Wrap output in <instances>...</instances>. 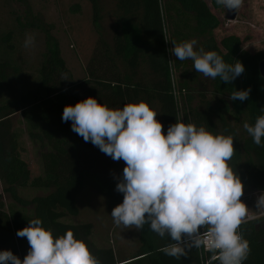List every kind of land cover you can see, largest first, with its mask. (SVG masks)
<instances>
[{"label":"trees","instance_id":"obj_1","mask_svg":"<svg viewBox=\"0 0 264 264\" xmlns=\"http://www.w3.org/2000/svg\"><path fill=\"white\" fill-rule=\"evenodd\" d=\"M87 1L92 22L98 26L101 18L99 0ZM115 4L120 19L113 26L111 44L98 33L96 46L84 67L83 79L71 80L57 45L52 44L38 69L37 82L30 88H22L24 90L12 98L0 100V183L3 186L0 201L2 193L6 192L20 208L31 211L28 214L13 208L0 210V251L10 250L23 260L30 246L26 238L18 237L16 232L26 227L28 220L40 218L42 226L51 229L53 237L71 230L74 238L86 243L99 264H208L210 253L202 256L200 249L196 248L188 250L187 255L179 259L163 254L159 249L168 244L169 239L150 231L147 224L140 229L143 247L131 257L119 260L111 247L94 244L90 222L62 220L66 216L78 215L77 197L88 182V173L94 168L99 170L98 186H94V190L102 198L105 208L111 211L121 203L123 194L115 190V185L125 166L122 160L113 161L90 141L85 142L73 132L70 121L62 122V111L64 106L74 105L89 96L113 109L144 101L148 105H158L164 132L178 119L197 127L203 126L214 135L233 137L225 117L236 121L245 116L247 123L252 125L259 115L264 114L260 111L264 108V78L258 70V63L264 59V48L249 53L241 48L236 35L216 40L213 31L220 25V20L211 8L222 10L223 6L217 5L215 0H115ZM164 16L171 25L169 37ZM192 39L196 40L194 49L216 51L228 64H235L238 60L243 64L244 72L230 84H225L219 77L212 79L196 72L190 59L179 61L170 54L172 41L181 43ZM143 57L152 76L149 85L140 79L133 80L138 75ZM172 57L178 69L180 67L183 71L182 81L177 83L178 92L170 78ZM118 62L124 64L127 75L120 71ZM0 66L5 64L0 63ZM203 79L210 84V93L216 99H207L200 92ZM233 88L250 89L248 98L243 102L230 101L228 96ZM190 92L197 93L199 104L179 109L176 93ZM16 114L24 119L31 140H38L42 147L51 148L48 159L64 166L72 162L76 167L64 175L47 171L44 179L50 190L29 200L18 197L15 188L35 184V181L19 149L7 148L1 132L4 124ZM7 134L8 138H13L12 134ZM242 149L241 155L234 149L227 163L241 179L243 194L240 199L243 202L247 194L264 190V146L255 145L247 134ZM238 231L250 248L243 264H264L263 221L260 218L243 220Z\"/></svg>","mask_w":264,"mask_h":264},{"label":"clouds","instance_id":"obj_2","mask_svg":"<svg viewBox=\"0 0 264 264\" xmlns=\"http://www.w3.org/2000/svg\"><path fill=\"white\" fill-rule=\"evenodd\" d=\"M228 11L237 10L242 0H215ZM26 36L24 46L32 44ZM170 54L179 61L190 59L203 76L230 84L244 72L243 64L226 63L216 51L194 49L196 40L171 42ZM67 80V79H62ZM234 90L230 101H245L250 89ZM264 113V108L260 109ZM157 113L140 101L122 108H109L87 97L63 108L62 122L70 121L71 130L85 142L124 162L115 190L122 202L112 208L113 223L125 228L149 230L169 243L159 249L179 259L192 248L210 253L208 264H243L249 243L237 231L248 207L241 201L243 184L228 165L234 152L233 137L212 134L203 126L176 119L166 132L155 117ZM243 129L257 146H264V114ZM255 206L264 209V191ZM26 238L29 250L21 260L10 250L0 251V264H99L82 240L67 230L53 237L40 218L28 220L17 230Z\"/></svg>","mask_w":264,"mask_h":264},{"label":"rangeland","instance_id":"obj_3","mask_svg":"<svg viewBox=\"0 0 264 264\" xmlns=\"http://www.w3.org/2000/svg\"><path fill=\"white\" fill-rule=\"evenodd\" d=\"M99 3L101 18L98 26H95L87 0H0V63L5 64L3 67L0 66L2 78L0 100L12 98L22 88H30L37 82L38 69L52 44L57 45L71 80L83 79L84 67L96 46L98 33L111 44L113 26L120 19L115 0H99ZM211 11L220 20V25L213 31L216 40L219 41L226 35H236L241 41V48L249 53L264 48V0H242L232 20L224 18V8L222 10L211 8ZM164 18L169 37L170 21L167 17ZM8 35H10L9 40L6 41ZM29 35L33 38L32 44L25 47L24 41ZM118 66L124 75L128 74L122 62H118ZM182 77L183 71L180 67L178 69L172 57L170 78L176 92H178L177 83L182 81ZM136 79L147 85L152 80L144 57L140 60L138 75L133 80ZM210 91V84L203 79L200 92L207 99H216ZM176 100L179 109L199 104V96L195 92L184 95L176 93ZM149 107L157 113L155 118L162 124L158 105L151 103ZM225 119L233 133L234 149L241 155L243 140L247 139V133L242 125L247 122V118L244 116L236 121L228 120L226 117ZM1 132L7 148L19 149L35 181V184L27 183L15 188L16 194L22 199L29 200L37 195H44L50 190L44 179L47 171L64 175L69 172L68 170L76 169L72 166V162L71 165L64 166L48 159L51 148L42 147L38 140L29 138L25 121L19 114L12 116L4 124ZM8 132L13 138H8ZM162 132H164L163 125ZM98 172L99 170L94 168L87 175L88 182L76 201L78 215L66 216L62 220L70 223L90 222L93 225L91 239L94 244L111 247L119 260L127 259L143 247L140 230L113 223L111 211L105 208L102 198L94 190V186H98ZM2 187L0 183V192ZM255 192L247 194L243 201L248 207L243 220L250 219L258 212L255 206L257 198ZM10 208L18 212L31 213L30 210L20 208L10 194L3 192L0 210L7 211Z\"/></svg>","mask_w":264,"mask_h":264},{"label":"water","instance_id":"obj_4","mask_svg":"<svg viewBox=\"0 0 264 264\" xmlns=\"http://www.w3.org/2000/svg\"><path fill=\"white\" fill-rule=\"evenodd\" d=\"M235 16H236V10H231V11L226 10L225 11L224 9L225 19L232 20L235 18ZM258 70H259L260 75L264 78V59L258 63Z\"/></svg>","mask_w":264,"mask_h":264},{"label":"built area","instance_id":"obj_5","mask_svg":"<svg viewBox=\"0 0 264 264\" xmlns=\"http://www.w3.org/2000/svg\"><path fill=\"white\" fill-rule=\"evenodd\" d=\"M262 191H264V190H257L255 192L256 196H258ZM257 210H258V212L254 216H252L250 219H252V218H260L263 221V223H264V209L257 208ZM237 231H238V229H237ZM200 253H201L202 256H205L206 253H208V252H206L203 248H201L200 249Z\"/></svg>","mask_w":264,"mask_h":264}]
</instances>
